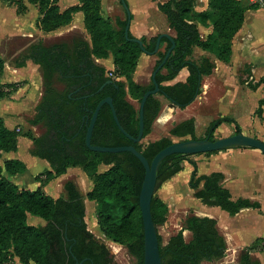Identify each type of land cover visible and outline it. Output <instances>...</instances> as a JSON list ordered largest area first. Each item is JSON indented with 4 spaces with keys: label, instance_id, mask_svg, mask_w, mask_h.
Segmentation results:
<instances>
[{
    "label": "trees",
    "instance_id": "1",
    "mask_svg": "<svg viewBox=\"0 0 264 264\" xmlns=\"http://www.w3.org/2000/svg\"><path fill=\"white\" fill-rule=\"evenodd\" d=\"M27 2L37 6L39 16L36 24L41 30L49 31L68 25L74 13L81 11L92 34L91 44L84 38H76L71 47L64 42L48 45L42 41L31 43L22 59L16 62V67H23L30 59L38 64L42 74V94L34 114L27 122L32 126H41L43 131L37 136L30 131L24 133L32 140L29 153L45 159L49 164L48 169L36 175V180L40 181L43 176L40 182L46 184L71 166H80L88 177H92V171L95 173L100 165L106 166L97 174L92 188L86 193L97 203L96 223L107 239L124 245L128 253L135 257L136 264H143L144 234L139 194L144 166L129 151H92L85 143L93 111L99 101L107 96L112 97L123 129L133 137L138 135L139 103L143 93L154 87L151 76L147 85L133 79L143 48L131 39L135 36L130 31L129 38L125 37L126 16L111 21L102 15L101 0H80L63 10H60L57 0ZM195 2H157V8L165 15L168 26L175 33L172 36L175 46L155 75L158 93L149 95L145 101L142 139L151 132L152 124L161 110L162 103L157 95L184 108L200 93L202 77L212 72L214 63L209 58L202 57L198 62L188 58L193 46L210 51L223 61L230 59L231 38L241 26L244 6L238 0H209L208 8L197 12L194 10ZM22 4L25 12L24 0ZM198 24L213 27L206 39H201ZM158 35L150 39L140 37L148 53L153 52ZM96 38L101 41L102 54L112 56L113 68L110 70L93 59L97 54L94 51ZM161 43H165V46L163 51L158 49L153 53L158 56L153 68L171 46V41L165 36L161 37ZM2 62L0 58V74L4 69ZM183 67H187L189 72L186 80L168 83ZM56 81L62 83V89L56 87ZM18 83L9 82L7 85L14 87ZM4 94L0 86V96ZM130 99L138 102V108ZM256 113L261 114L260 103ZM223 121L234 123L235 133L240 132L233 118L221 117L210 123L204 137L214 139V130ZM16 131L6 127L0 117V264H14L15 257L23 264H114L106 245L87 228L83 196L73 181L66 180L64 194L53 197L39 186L35 189L20 188L6 177L5 174L13 176L25 171V164L20 159L4 158L1 161L3 153L16 149ZM168 133L170 136L197 139L194 118L173 124ZM170 136L165 135L146 144H142V139L133 141L118 128L110 106L105 103L96 117L91 143L103 146L132 144L151 162L159 150L173 142ZM212 152L217 151L206 153ZM189 156L185 153L170 154L158 166L150 207L156 229L167 219L166 204L156 195V189L182 169L184 160L192 165L188 185L193 195L203 203L217 205L230 215L242 207L257 206L248 199H231L229 190L221 183L222 173L198 174L196 162ZM90 165H93L91 172L88 171ZM27 214L42 218L44 223H28ZM185 229L191 233L188 241L183 235ZM158 243L162 264H201L204 260L221 259L226 250L225 240L217 231L216 220L194 214L184 219L182 227L169 237L166 244L162 243V237L158 234ZM254 249L264 251V238L257 239L241 253L236 264H259V260L250 254Z\"/></svg>",
    "mask_w": 264,
    "mask_h": 264
},
{
    "label": "crops",
    "instance_id": "2",
    "mask_svg": "<svg viewBox=\"0 0 264 264\" xmlns=\"http://www.w3.org/2000/svg\"><path fill=\"white\" fill-rule=\"evenodd\" d=\"M79 1L80 0H76L75 3L67 6H60V1L57 0V4L60 10H63L70 5L78 3ZM117 1L119 2L118 12L113 14L106 13V15L104 13L101 0L102 15L105 18H109L111 21H114L116 17L124 19L126 16L122 3L120 0ZM126 1L131 13L129 31L133 36L139 38L144 36L147 39H150L160 33H167L174 36L175 33L173 29L168 26L165 15L157 8V2L162 0H145L146 5L151 10L154 9L156 11L157 9L160 11V13L156 12V16L159 17L158 26L152 25L149 27L145 26V22L143 21L144 14L141 12L137 0ZM195 1V11L200 12L208 8L209 0ZM238 1H240L244 6L243 20L241 26L231 38L230 59L228 61H223L214 53L204 50L197 45L193 46L192 52L188 58L198 62L202 57H207L214 63L213 70L209 75H204L202 77L200 93L186 107L179 108L178 106H170V101L165 99L163 96V100L159 98L162 103V107L152 124L151 132L146 136L148 141H154L162 136H165L166 132L170 129V127H167L168 123H170V126L172 127L173 124L190 117L194 118L195 135L197 138H203L205 136L212 121L221 117H230L236 121L242 133L257 137L264 141V7L252 4L249 0ZM24 2L26 10L23 12V20L24 18L27 19L30 17L32 25H34L33 28L39 32L36 24L39 16L38 8L35 4L27 2V0H24ZM77 17L79 19L83 17L81 11L74 14V18L76 19ZM74 18L73 21L67 25V27H73L75 22ZM198 30L201 39H206L208 34L213 31V27L211 25L198 24ZM26 32L23 30V33H25L23 35L25 37L32 35L30 33H37ZM95 62L99 65L107 67L108 69L113 68L112 58H97ZM139 62H141L144 68H153L155 63L154 56L153 54L144 53L143 55H140ZM23 70L26 71V73L23 74V84L26 86L27 90L26 100L23 99V103L27 104L25 105L26 109L20 112L10 110L7 113V117L0 113V117L4 120L6 127L9 129H16L17 132H20L17 136L16 149L3 153V156L5 158L23 159L25 161V157L19 155L17 152L18 138L22 135L28 139L26 147L29 151L32 140L24 133L26 131H30L33 136L40 134L33 132V129L38 125L32 126L28 124L27 120L34 114L35 106L42 94V74L38 64H35L30 59L26 60ZM137 72L138 70H135L133 73V79L135 82L145 85L146 83L141 81V75H138ZM188 73L187 67H183L177 73L175 78L168 83L172 84L177 81L183 82L186 80ZM251 85H254V87L251 88ZM1 99L2 98H0V100ZM3 101L5 102V100ZM259 103L261 107L260 115L256 113ZM194 104L196 105L195 109H200L204 105H218V115L207 122L206 129L201 135H198L196 132V125L198 121L195 113L190 111L189 113L187 112V115H182V112L189 111ZM25 111L28 114H25ZM20 114L23 115V126L19 122L20 120L18 121V116H20ZM8 122H10V124ZM20 127H22V130ZM233 133H235V124L223 121L215 128L213 134L214 138H219ZM191 156L193 157L191 159H194L196 162L198 174H209L212 172L222 173L223 179L221 183L229 190L231 199L235 200L238 198H244L257 204V206L242 207L237 213L230 215L227 211L217 205L203 203L199 198H196L193 195V190L188 185V180L192 171V165L188 160L183 161L182 169L179 172L163 182L164 184H167L171 190V195L169 197L171 198L170 201H172L173 197L178 194L175 193V189L178 187L179 181L177 180V177L183 168L187 166L186 177L184 180L187 181L188 188L186 186L185 192L188 195L186 199L183 196L181 197V201L185 199L183 202V204H185L186 212L184 219L191 214L214 218L216 220L217 231L225 240V255L229 250L237 252L235 254L238 262L241 253H243L248 247L252 246L257 239L264 238V155L257 148L249 146H232L217 150V152H203L193 154ZM27 157L28 159L30 158L37 162L39 165L38 170L41 171L38 173L34 171V173L30 174L28 172V166L23 161L25 164L24 172L13 176L5 174L8 179L20 188L35 189L39 186L45 193H47L45 191V186L55 179H60L59 182L61 186L59 189H56V191L57 193L59 192V195H62L65 192L63 187L64 182L68 180L66 177L69 173H75L76 175L80 174L79 177L74 175L75 178L70 179L74 182L76 187L86 183L82 175H84L85 178H88L80 166H71L66 169L65 173L56 176L46 184H42L40 181L36 180V175L49 168L48 162L45 159H41L33 155H28ZM90 189L91 187L89 186L88 190ZM59 195H55V197ZM158 197L166 204V216H168L170 201L168 203L167 200H164L161 196L158 195ZM30 215L31 214H27V219ZM32 216L33 217L30 216L31 218H29L30 224H39V217L37 218V216ZM183 221L176 232L182 227ZM96 227L98 232H100L97 223ZM187 234L189 235V238L187 239L188 241L191 237V233L189 230L185 229L183 231L184 237H186ZM250 254L259 260V264H264V251L254 249L250 252ZM221 259L210 260V264H215V262ZM14 260V264L22 263L18 257H15ZM208 262L209 261L204 260L201 263L208 264Z\"/></svg>",
    "mask_w": 264,
    "mask_h": 264
},
{
    "label": "rangeland",
    "instance_id": "3",
    "mask_svg": "<svg viewBox=\"0 0 264 264\" xmlns=\"http://www.w3.org/2000/svg\"><path fill=\"white\" fill-rule=\"evenodd\" d=\"M0 0V58L2 59V64L4 66L3 72L0 74V86L2 90L4 91V95L0 96L2 98L0 101V113L2 115L4 114L5 117H7V113L10 110H16L18 112L23 111L26 109L25 105L26 103H23V99L26 100V86L23 84V74L26 73L25 70H23V67H16V62L21 60L23 57V54L27 51L29 45L34 42L42 41L44 44H52V43H59L64 42L67 44L68 47H71L73 40L76 38H84L86 39L90 44L92 43V34L88 26H86L84 22V18L82 17L79 19L78 17L75 19L74 15L72 17L75 20L73 27H67V25H63L59 28H56L54 30H41L40 28H37L39 32H37L32 25L31 18H27L23 20V0H14V1H4ZM60 6H67L69 4L75 3L76 0H59ZM137 3H139V8L141 9V12L144 14V22L145 26L149 27L152 25L158 26L159 24V17L156 16V12H159L157 9L156 11L153 9L151 10L145 3V0H137ZM118 4L119 2L117 0H102L103 10L104 13L113 14L118 12ZM82 13V12H81ZM26 14V13H25ZM75 14V13H74ZM107 15V14H106ZM71 23V22H70ZM32 28V29H31ZM23 30L26 32H37V33H30L32 35H29L28 37H25L23 34ZM26 32V33H27ZM97 37V36H96ZM94 39V38H93ZM95 49L94 51L97 53L98 56H93L94 61L97 58H112L110 57V54L103 55L104 49L101 47V41L99 38H96L95 43ZM165 46V43H161L159 46V50L163 51ZM145 52H141L140 55H143ZM154 60L158 58L157 55L153 54ZM140 57L138 59L137 66L135 70H138V75H141V81L149 84L150 82V76L153 68L150 69L144 68L141 64ZM153 66V65H152ZM138 67V68H137ZM107 70V67H105ZM135 72V71H134ZM108 74H111L108 72ZM119 78V77H118ZM120 79L124 80V77H121ZM19 81V83L14 86H8L7 83L9 82H16ZM55 85L58 89H62V83L55 82ZM24 86V88H23ZM11 95V96H10ZM158 98L163 100V97L161 95H157ZM6 97V98H5ZM5 100V102L3 101ZM7 100V101H6ZM133 105L138 108V102L136 100L130 99ZM14 101V102H12ZM21 101V102H19ZM196 105L194 104L189 111L182 112V115H187L190 111H193L197 117V125H196V132L198 135L203 134L204 130L206 129L207 122L211 119H213L215 116L218 115V105H204L200 109H195ZM188 112V113H187ZM25 114H28L26 111ZM19 115V114H18ZM16 115V116H18ZM18 121L23 126V115L20 114L18 116ZM10 124V122H8ZM167 127H170V123L167 124ZM22 130V127H20ZM43 131V128L41 126H37L33 129L34 133H41ZM17 132V131H16ZM20 134V132H17ZM165 135H169L168 132H166ZM172 141H181L188 139V136H170ZM28 139L20 135L18 138V154L25 157V164L29 168V173H38L41 170H38V163L35 162L32 159H28V155H30L28 148L26 147ZM148 141V138L145 137L142 139V144H146ZM28 154V155H27ZM5 157L2 156L1 161ZM189 158H193L191 155ZM106 167L104 165L96 168V172L94 173L92 171L93 165H90L88 167V171H92L93 175L92 177H86L84 175L83 179L86 181L85 184L79 185L77 188L80 191V193L83 196V202H84V208H85V217L84 220L86 222L87 228L94 234L96 239L103 242L106 247L108 248L112 262L114 264H136V259L133 255L129 254L127 249L124 245H120L117 243H113L107 239L103 233L98 232L96 227V220H95V212L97 211V203L86 196L88 187L90 186L92 188L93 182L97 178V174L99 172H102ZM186 169L187 166L183 168V170L178 175V187L175 189V193H178L175 197H173L172 201L169 197L171 194V190L168 187L167 184L162 183L159 188L156 189V195L161 196L164 198V200H167L169 203L170 201V210L167 216V221L165 224L158 226L157 232L162 237V243L165 244L168 237L175 233L176 230L180 227L184 217H185V204L183 202L185 201L188 194H186V186L187 181L184 180L186 177ZM28 173V174H29ZM86 174V173H85ZM76 175L75 173H69L67 175V179H73ZM94 177V178H93ZM44 177L42 176L40 181H43ZM60 179H55L51 181L49 184L45 186V191L50 194L51 196L59 195L56 191V189H59L61 184L59 182ZM92 184V186H91ZM184 190V191H183ZM183 193V194H181ZM184 197L185 199L181 201V197ZM183 204V205H182ZM33 217L32 215H30ZM29 216V218H31ZM27 219L28 223H30V219ZM38 218V217H37ZM39 224H43L44 220L39 217ZM38 225V224H37ZM186 240L189 238V235H186ZM235 251H227L224 258L221 260L215 262V264H236L237 263V257ZM20 264V263H19ZM22 264V263H21Z\"/></svg>",
    "mask_w": 264,
    "mask_h": 264
},
{
    "label": "water",
    "instance_id": "4",
    "mask_svg": "<svg viewBox=\"0 0 264 264\" xmlns=\"http://www.w3.org/2000/svg\"><path fill=\"white\" fill-rule=\"evenodd\" d=\"M121 3L126 12V24L124 28V35L126 38L128 37L130 21H131V13L129 7L125 0H121ZM165 36L171 41V46L166 50L164 57L157 64L152 72H151V80L153 82L154 87L146 90L139 103V132L136 137H133L129 133H127L121 124L118 121L115 108L113 105L112 97L107 96L99 101L97 106L95 107L90 123L87 126L85 143L89 150L99 151V152H120V151H129L134 154L139 161L142 163L145 169L140 194H139V207L141 211L142 223H143V234H144V257L143 264H162V257L159 252V243H158V232L156 226L153 222L151 215V199L155 191L156 179H157V169L166 156L174 153H185V154H197L203 152L217 151L224 148L232 147V146H249L253 148L259 149L264 155V141L242 133L241 131L238 133H233L228 136H223L219 138L209 139L207 137L197 138V139H185L181 141H173L169 145L165 146L161 150H159L151 162L147 160V158L135 148L132 144L127 145H118V146H103V145H95L91 143V135L93 131V127L96 121V117L98 115L99 109L103 104H108L111 108L114 120L121 130L128 138L133 141H140L142 139L143 134V108L147 97L151 94H157L159 91V85L155 79L156 73L162 68L167 58L169 57L172 49L175 46V41L173 37L167 33H160L155 42V48L152 53H148V51L143 47L142 41L139 37L131 38L133 41L139 43V45L143 48V52L147 54H153L159 49V44L161 37ZM108 80L107 82H110ZM170 106H176L173 102L170 101ZM76 264H80L77 262Z\"/></svg>",
    "mask_w": 264,
    "mask_h": 264
},
{
    "label": "built area",
    "instance_id": "5",
    "mask_svg": "<svg viewBox=\"0 0 264 264\" xmlns=\"http://www.w3.org/2000/svg\"><path fill=\"white\" fill-rule=\"evenodd\" d=\"M252 4H257L261 7H264V0H249Z\"/></svg>",
    "mask_w": 264,
    "mask_h": 264
},
{
    "label": "flooded vegetation",
    "instance_id": "6",
    "mask_svg": "<svg viewBox=\"0 0 264 264\" xmlns=\"http://www.w3.org/2000/svg\"><path fill=\"white\" fill-rule=\"evenodd\" d=\"M211 262L209 261L208 264H210ZM202 264V263H201Z\"/></svg>",
    "mask_w": 264,
    "mask_h": 264
}]
</instances>
